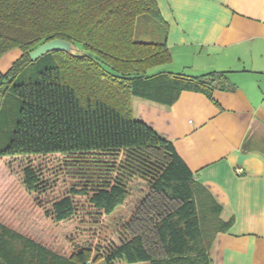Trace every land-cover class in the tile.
<instances>
[{"label": "trees", "instance_id": "1", "mask_svg": "<svg viewBox=\"0 0 264 264\" xmlns=\"http://www.w3.org/2000/svg\"><path fill=\"white\" fill-rule=\"evenodd\" d=\"M142 16L160 22L156 40L137 39ZM166 38L158 0H0V59L22 51L0 72V162L126 155L159 167L139 210L143 218L111 248L107 264H214L216 236L233 223L221 219L223 208L195 181L173 143L134 116V98L169 108L185 91L212 99L215 90L233 89L225 72L152 74L172 61ZM55 39L69 42L73 51L31 61L33 50ZM78 45L81 52L75 53ZM23 182L30 193L45 190L33 164L24 168ZM95 183L84 177L53 203L54 220H73L80 196L108 216L125 203L119 177ZM89 258L84 249L69 258L57 254L0 221V264H88Z\"/></svg>", "mask_w": 264, "mask_h": 264}, {"label": "crops", "instance_id": "2", "mask_svg": "<svg viewBox=\"0 0 264 264\" xmlns=\"http://www.w3.org/2000/svg\"><path fill=\"white\" fill-rule=\"evenodd\" d=\"M172 61L153 69L199 77L227 73L212 99L183 92L169 108L133 99L138 118L171 141L195 181L232 220L217 234L214 264H264V0H158ZM22 56L0 59L6 73Z\"/></svg>", "mask_w": 264, "mask_h": 264}, {"label": "rangeland", "instance_id": "3", "mask_svg": "<svg viewBox=\"0 0 264 264\" xmlns=\"http://www.w3.org/2000/svg\"><path fill=\"white\" fill-rule=\"evenodd\" d=\"M162 30L159 21L142 16L137 27V39L154 41ZM74 52L80 53L81 46L75 47ZM79 157L83 158L58 155L29 160H1L0 221L43 243L57 254L69 258L84 249L90 251L88 264H107L105 257L111 248L122 239L129 238V225H133L137 217L143 218L139 210L142 202L151 195L150 176L158 173L159 167L150 159L141 161L126 155ZM30 164H33L45 189L39 194L30 193L23 182V170ZM84 177L92 184L119 177L128 193L125 203L108 216L95 210L88 198L76 197V217L70 222L57 223L52 204L66 197L72 188L78 187V182ZM150 216L153 217V214ZM112 264L128 263L116 260Z\"/></svg>", "mask_w": 264, "mask_h": 264}, {"label": "water", "instance_id": "4", "mask_svg": "<svg viewBox=\"0 0 264 264\" xmlns=\"http://www.w3.org/2000/svg\"><path fill=\"white\" fill-rule=\"evenodd\" d=\"M60 51L72 52L73 47L69 42L55 39L37 47L29 54V58L31 59L32 62H37L40 58H42L43 56L49 53L60 52ZM1 106H2V99L0 98V109Z\"/></svg>", "mask_w": 264, "mask_h": 264}]
</instances>
